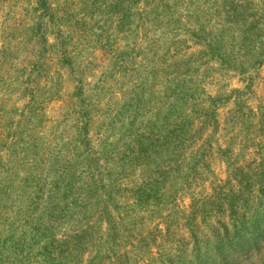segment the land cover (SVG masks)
<instances>
[{
	"label": "rangeland",
	"instance_id": "1",
	"mask_svg": "<svg viewBox=\"0 0 264 264\" xmlns=\"http://www.w3.org/2000/svg\"><path fill=\"white\" fill-rule=\"evenodd\" d=\"M140 5L0 0V264H62L89 166L166 126L175 88L179 96L188 82L170 62L187 63L194 36L183 20L172 29L159 11L141 16ZM237 79L223 83L242 88ZM255 91L264 100L263 81ZM185 261L264 264V245L254 256Z\"/></svg>",
	"mask_w": 264,
	"mask_h": 264
},
{
	"label": "trees",
	"instance_id": "2",
	"mask_svg": "<svg viewBox=\"0 0 264 264\" xmlns=\"http://www.w3.org/2000/svg\"><path fill=\"white\" fill-rule=\"evenodd\" d=\"M140 3L141 16L159 11L172 29L183 20L194 36L187 63L170 62L183 68L187 87L179 96L175 88L165 127L89 166L90 195L61 241L59 261L254 256L264 245V100L255 91L256 80L264 82V0ZM236 77L242 88L229 90L223 82ZM230 104L222 123L220 111Z\"/></svg>",
	"mask_w": 264,
	"mask_h": 264
}]
</instances>
